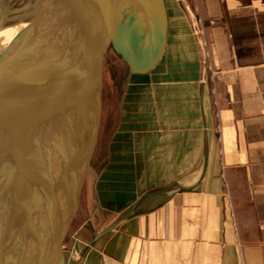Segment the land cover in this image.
I'll return each mask as SVG.
<instances>
[{
	"label": "crops",
	"instance_id": "0c3cea01",
	"mask_svg": "<svg viewBox=\"0 0 264 264\" xmlns=\"http://www.w3.org/2000/svg\"><path fill=\"white\" fill-rule=\"evenodd\" d=\"M165 1L159 61L107 80L81 264H264V0Z\"/></svg>",
	"mask_w": 264,
	"mask_h": 264
},
{
	"label": "water",
	"instance_id": "95a60500",
	"mask_svg": "<svg viewBox=\"0 0 264 264\" xmlns=\"http://www.w3.org/2000/svg\"><path fill=\"white\" fill-rule=\"evenodd\" d=\"M63 1L68 9L75 7L83 20L80 33L85 36L84 45L73 41L70 30L59 26L62 40L53 41L48 49V70L43 72L38 59L40 43L45 34L49 35V20L54 18L37 9L34 21L19 33L18 42L0 60L19 81L15 91L18 98L37 105L50 126L49 132L38 133L36 138V147L46 156L36 172L39 178L25 177V189L9 190L12 194L0 197V204L4 202L0 228L5 227L2 241L0 237V264H81L85 204L101 127L107 54L112 50L122 69L141 74L156 65L166 46L165 0ZM75 45H79L77 50ZM16 115L22 118L19 110ZM22 124L23 129L34 124L39 132L43 127L32 120ZM10 136L2 134L0 144L5 139L7 145ZM23 153L10 150L8 154L19 157Z\"/></svg>",
	"mask_w": 264,
	"mask_h": 264
},
{
	"label": "bare ground",
	"instance_id": "6f19581e",
	"mask_svg": "<svg viewBox=\"0 0 264 264\" xmlns=\"http://www.w3.org/2000/svg\"><path fill=\"white\" fill-rule=\"evenodd\" d=\"M10 1L12 2L11 5L9 4ZM54 1H56L57 4L54 3ZM37 9L38 13L40 9H42L43 12H48V14L50 13V15L52 14L51 16H53L54 18L49 20V27L47 29L49 35L45 34V36L42 37V43H40L41 50L38 55V59L42 64V71L44 72L45 69L48 70L46 58L48 49H51L53 41H56L58 39L60 41L62 40V38L60 37V35L62 34L61 28H63L64 30H70L71 38H73V41L74 39H76L77 42L79 40V42H81L79 44L84 45L83 38L85 39V36L83 35V33H80V30L82 31V28H84V24L75 7H69L68 9L67 2H64L63 0H0V60H4V58L8 54L9 48L12 45L14 46L18 42V40L20 39L19 33L27 29L29 23L31 21H34V14ZM78 11L80 12V8L78 9ZM1 26L5 27V29L2 30L3 28L1 29ZM78 46L75 45V49L78 48ZM0 76V84L4 86L5 89H9V91L12 93V95H9L8 93L4 94L1 105L6 102H14L15 110H19V113L22 115V118H18L15 114V119L11 117L12 121L14 120L13 122L11 120L5 122L6 124H4L3 127L5 129L4 131L1 130L2 133H0V138H2L3 133H5V135H11L13 137L7 145H0V148L8 147L9 152L10 150H12L16 154L17 151H22L21 148L25 144V142H27L29 133H27L24 129V131L20 130L19 127L15 128L14 130V128H12V125L15 126L17 125V123L20 124L21 122L28 123V121L31 120L36 121L35 119H31L32 113H35L40 109L32 101L27 99V101L23 102L24 98H18V94L16 95L15 91L16 85L17 83H19V81L18 79L16 80V78L14 79V75H12L9 67L7 65H3L2 62L0 63ZM3 115H5V113H3ZM19 119L21 121L20 123ZM26 129L28 130V128ZM13 130L15 131V134ZM19 130L21 132H19ZM46 131H50L48 125L47 127H44L42 134ZM36 146V141H33L26 151L24 158V167L22 164H20L22 156H19V160L18 156L13 157V155L8 154L10 156V158H8L6 152L1 154L3 156L0 162L1 193L6 190V186L8 185V182L11 178L13 180L22 178L24 179V177H28V179L32 180H34L35 178H39L36 176V166L41 162L43 163L46 156L44 155L45 152L43 151V149H41L39 160H37L35 153ZM10 190L13 191V189ZM2 210L3 206L1 205L0 212ZM4 229L5 227L0 228L1 241L3 240L2 236L5 231Z\"/></svg>",
	"mask_w": 264,
	"mask_h": 264
},
{
	"label": "rangeland",
	"instance_id": "374dc122",
	"mask_svg": "<svg viewBox=\"0 0 264 264\" xmlns=\"http://www.w3.org/2000/svg\"><path fill=\"white\" fill-rule=\"evenodd\" d=\"M11 3L12 2L10 1L9 4L11 5ZM1 29L4 30L5 27L1 26ZM114 65H118L120 67V65H122V64L120 63L119 58H117V55L112 50H110L108 52V54H107V63H106L105 74H104V93H105V95H104V104H103V111H102V119H101L100 132H101V129H107V125H108V118H107L108 114H107V104H106V98H107L106 97V93H107V80H109V77L114 72ZM6 93H8L9 95L10 94L12 95V93L9 91V89H5V87L0 84V133H2V131H4V129H5V128H3L4 127V124H6L5 122H7L9 120H12V118L18 112L17 110H15V106H14L15 103L14 102H11V103H7L6 102V103H3L1 105L2 100H3L2 98H3L4 94H6ZM3 113H5V115H3ZM31 119H35L36 120V124H38L40 122L44 127H47V125H48V127L50 128L49 123L47 121H45L44 115L41 112V110H39V111H37L35 113H32V118ZM20 122L21 121L19 119V123ZM22 123L23 122H21L20 124L17 123V125H15V126L12 125V128L15 129V128H18L19 127V129L23 131V124ZM12 124H14V123H12ZM26 128L27 127H25L24 129L29 134H28L27 142H25V144L21 148L22 152L24 151V153H23V155L21 157V162H20V164H22L23 167H24V158H25L26 151L28 150V148L31 145V143L33 141H36V138H37L38 133L39 134H42V132H43V127H42L41 131L39 132L36 129V126H34V124L33 125H30V127H28V130ZM20 130H19V132H21ZM100 132H99V137H98L99 138L98 139V143H97V146H96V149H95V152H94V156H93V160H92V166H91V173H90V180H89L88 191H90V189L92 188V186H91V184H92L91 179H92L93 175H97V173L99 171V168H100L99 167L100 166L99 160H101V159L98 158V155H99V153L102 154V151H104V148H106V140H105L106 139V130H102V132L101 133ZM103 132H104V134H103ZM3 135L5 136L4 133H3ZM99 141H100V144H99ZM1 143L4 145L5 139L1 140ZM2 144H0V145H2ZM25 145H27L28 148H25ZM36 148H40V147H36ZM41 149L42 148H40V150H38V152L37 151L35 152L36 153L37 160H39V156H40V153H41ZM5 152H6L7 157L10 158V156L8 155V153H9L8 147H6V148H0V162H1L2 157H3L1 154L5 153ZM18 159H19V157H18ZM41 167H43V163L42 162L40 164H37V166H36V172ZM13 178H14V176H13ZM25 179H26L25 177H24V179L22 178V179H14V180L11 178L9 180V182H8V185L6 186L7 187L6 190L3 189L4 192H2V193L0 192V197L3 196V198H4L5 196H8V195L12 194L13 191L16 188H18L19 191H21L22 189H25L26 182L28 181V180H25ZM10 189H13V191H11L12 193L9 192ZM14 194H17V193H14ZM1 205L3 206L4 205V202L2 204H0V206ZM86 207H87V204H85L84 235L83 236L85 238H88L90 236V233H91V231L89 229V226H88L89 223H90V218H89L90 217L89 216L90 214H88L87 219H85V217H86ZM85 223H86V225H85ZM84 246L85 245H84V239H83V251H85L84 250Z\"/></svg>",
	"mask_w": 264,
	"mask_h": 264
}]
</instances>
